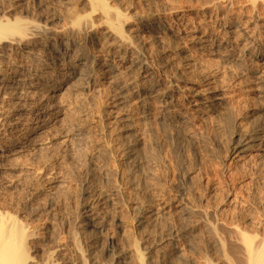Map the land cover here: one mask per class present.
Here are the masks:
<instances>
[{
  "label": "rangeland",
  "instance_id": "rangeland-1",
  "mask_svg": "<svg viewBox=\"0 0 264 264\" xmlns=\"http://www.w3.org/2000/svg\"><path fill=\"white\" fill-rule=\"evenodd\" d=\"M77 1L78 3L74 1L73 5L77 4L75 7L80 5L78 8H83L82 3L79 4L80 1ZM106 1L107 3L109 1V5L111 4L110 6L114 5L115 7L117 5L118 9H123V13L127 15H132L133 13V15H135L134 11H136V15H139L141 11L142 13H145L151 8L152 10L148 12L160 14L163 17L164 22L171 26L173 32L175 31L176 33H181V35L186 34V36H188L184 39H181L177 44V46L179 45L178 48L182 49L184 52L182 57L181 54L179 55L178 53L164 49L165 47L163 45H166L167 42L169 43V40L165 41L163 45H161L162 47L160 46L159 48L158 46L155 47L156 45L152 44L156 51H154V53L151 44V47H149V45L147 47L149 48V55L151 54L152 57L156 55L155 58L158 57L160 59L159 60L157 58L161 65H164L165 70L169 67V69L166 70L167 72L169 70L167 75L170 74L173 76L172 73L175 71L174 75L179 73V75H176L182 77V81L178 82L180 90L178 98L179 102L182 104V106L179 107H182L181 112H183L182 114L185 117V121H169L171 124L168 121L167 123L160 122L161 120L158 117V104L153 106L152 113L149 115V117H145L137 104H135V100H133L131 102V106L129 107L131 109V113L133 114V129L131 131L124 132L125 128L121 123H112L109 124V126V121L103 120L101 117L102 113L104 115H112L111 113L114 111L111 103L113 93L111 92L112 90L110 85H108L109 82L104 81L103 84L105 83V86H103V90L100 92V94L98 93L97 95V93H95V96L92 93L90 94V92H81V94L79 93L80 96L78 95L79 97L76 99L77 101L75 102L74 100L73 104L69 107V110L71 111H67V113L69 112L68 115L70 114L69 117H71V119H77L76 121L79 120L81 125H83L82 127L84 128V133H82L83 137L85 136L84 141H86L85 143L89 146H86V144L84 145V148L82 149L83 151L81 150V154L84 152L82 154L83 156L78 154L80 152L77 153V156L79 157H76L80 163L77 160V163H75L76 161L71 160L65 162V153L63 151L64 149L62 148V145L60 146L61 143H57L58 145H56L55 148H50L49 151L48 149H46V151L43 150L38 156L41 161L35 160L34 166L40 167L41 172H44L45 169L46 171L48 170L51 176L48 174L46 177L41 178L40 175L37 176L28 174L30 175V178L27 173H20L19 175L17 174L18 178L21 176L19 178L21 180L23 175L25 177L28 176L26 177L27 179H24V177V181H22L25 183L23 186L26 187H22L21 183L19 187L21 190L14 189L11 192L8 191L9 195H7V192L5 191V194L0 195L1 205H3V195H5L3 202L5 200L8 201V199L10 200L8 201L9 203L14 202L18 204L20 202V206L18 205L17 207V210L19 207L21 208V210L20 208L18 210L20 211L19 214L16 212V208L14 207V209L12 206H10V204L7 207L10 208V211L13 209L12 211L15 213V217L18 219V221H23L22 223L28 226V230L33 229L32 232H37L35 233V240L28 243L30 244V247L29 245H26L27 249L28 247L29 249L31 248L29 253H31L34 258L41 259L43 255V259L46 257L45 261H50L49 263L51 264V256L53 251L57 248L59 243H63V246L59 244L60 251L55 252L53 255H58L63 261H69V259H72L75 264H79V262L80 264H89V262H91L92 255L94 257L97 252H99L98 254L101 253L100 249H102V242L99 241V243H95L98 247L97 250L95 249L96 251H93L94 253L89 251L91 250V242L98 240V234L88 230L83 231L81 226H78L77 223L71 222L69 215L70 213L72 214V212H75L84 200L82 197H80V185L76 178L79 179L82 177V171L80 169H82V166L87 161V151L89 154L90 151L91 153L95 151L94 153L99 152L98 154L103 156L100 158L104 159L106 164L108 162V166L111 165L110 168L116 167V165L119 163V168L118 166L116 168L119 169L121 174L124 173L122 176L126 177H124L125 191L123 189L125 193H123L122 196L124 198L120 197L119 200L121 202L118 200L120 202V209H116L117 212L111 211L113 221L116 224L114 225L113 222V226H110V228L106 229L107 232L112 233L117 238V244L119 248L124 249L125 247L124 264H140L139 258H141V255L143 257V259H140V262L142 260L141 264H227L226 260H236V253L240 251L238 248L239 246L235 248L239 243L236 237L238 233L236 234V232H238L240 229H243V232H249L247 233L248 235H257V239H259L261 235L262 237L264 236V208L260 207L262 205L264 206V146H262L263 148H257L247 155V157L246 155L241 156L240 154L239 156L237 152L233 151L231 146L233 144L231 141H233L234 132H245L249 130L250 127L255 128L261 124H264V121H261L264 119V95L258 90V84L252 75V71H255L257 68L264 69V61L262 60V56L264 58V0ZM59 2L61 3L62 1ZM35 3V0H0V5L4 7L11 6L9 8H12L14 11L16 9L15 13L13 12V15H15L17 12V14H19L20 12V15L22 14V16H26L27 18H33L37 20L39 17V22L44 18L47 10L44 9L45 12H42L43 9L40 11L36 7ZM57 3L58 0L57 2L54 1V7L58 6L56 11L59 14L64 11V8H66L65 6L67 5L64 2H62L61 5L58 3L61 6L60 7ZM17 9L20 11H17ZM60 9L61 11H59ZM129 9L130 11H128ZM61 21H64V17ZM61 21L60 23L62 24ZM189 30L194 31V35L189 36V33H185ZM140 31L142 30L140 29ZM200 37L204 39L206 38L209 42H205L207 44H202L201 42L197 43L201 39ZM87 42L90 46L89 48L93 52L97 51L98 53L105 54L110 49V46H106L105 48V45L103 46V44H101L102 46L99 45L101 47L98 46L97 48L93 42L91 43L90 40ZM214 45H230V49L233 48L237 55L242 56L243 61L241 67L235 65L233 62H226L222 58L221 55L225 53L224 49H221L222 51L219 49V53L217 54L213 53L211 48ZM92 46L95 48H92ZM99 50L102 51L99 52ZM155 53L159 54V56ZM183 56H188V59L193 60L194 64L192 63V66L187 65L183 60ZM99 74L102 76L104 73L100 70ZM141 82H144V79L141 78ZM190 82L195 84H189ZM207 84H211V86L215 88L214 90L220 92L225 99L223 104L224 112L222 115L217 116V118H215L216 116L214 117L212 111H210V108H206L205 110V107L200 105L198 102L199 100H197V97L192 92L196 88H204V86H207ZM92 97L95 98L90 101ZM97 97L98 99H96ZM81 105L83 107H81ZM68 115H65L64 118L68 119ZM256 120L261 121L258 122V124L260 123L259 125L257 124ZM255 121L256 123H254ZM101 123H103L105 126ZM251 124H253L255 127ZM248 125H250V127ZM117 135H119L121 138H119ZM182 136H185L184 139ZM125 137L127 139L126 142H129L130 139L128 138H131V142L129 143L135 142L134 154L137 156L140 154V157H135L134 155L136 158L135 159L133 157L134 160L132 158L125 159L124 151H122V141L125 139ZM119 139H121L120 142L122 143L119 142ZM107 147H109V149ZM111 147L114 149L112 150ZM138 147L141 148L139 149ZM57 148H62L63 150L59 149L56 151ZM53 149L55 150L53 151ZM109 150L112 151L109 152ZM142 150L143 152H146L143 153ZM52 151L53 153H51ZM56 152H58L60 156ZM145 153L147 154L148 158L146 157ZM154 153L157 155H154ZM143 156L145 159H143ZM25 157L27 158V156H24L23 159ZM113 157H115V161L112 160L114 159ZM26 158L24 161L26 160V162H28ZM84 159H86L85 162ZM146 160H148V162ZM20 161L23 162L22 160ZM45 161L48 162L44 166L43 164H45ZM62 161H64L63 163L65 164L61 163ZM137 161H139V163ZM126 162L130 163L127 164ZM132 162L136 165H132ZM141 163H143L144 166ZM74 164L77 168L73 166ZM40 165H43V167ZM51 165L54 169L51 167ZM130 165H132V167ZM48 166H50V168ZM127 167L131 168L128 169ZM75 168L79 172H76ZM73 169H75V171ZM71 170H73V173ZM132 171L135 172H133L134 175L132 174ZM56 174L61 176L67 175V178L64 176L66 180L69 179L65 184L66 187L65 185H56L52 178L55 177ZM97 174L98 177H95V182L97 181L95 184L97 185L100 182V185H104L101 179V173L97 172ZM127 176H129V178ZM133 176L136 177L134 178ZM130 178L133 179L131 180ZM126 180L129 185L127 182H125ZM31 181H33V184ZM131 181L132 183H130ZM37 184L38 187H35ZM31 187L33 189L36 188V190H42V192L39 194L36 190V193L34 191L32 192ZM12 192L13 194H11ZM33 193L37 195H34ZM39 195H42V197ZM258 195H261V198L258 197ZM11 196L12 199H10ZM45 196L51 198L49 199ZM6 197L10 198L7 199ZM24 200L27 204L24 203ZM53 200L57 201L54 202ZM139 202L145 205V208H147L146 210L148 212L150 210V213L148 214L153 217V220L149 224L137 223V209H135V207H137ZM21 204L24 205L21 206ZM1 205L0 207L2 208ZM25 205L28 207L26 208ZM43 206L45 207L44 210ZM195 207H200L206 211L215 210V218H212L213 221L209 220L210 222L199 219L200 217L197 211L193 212L192 210ZM25 208L29 210V213ZM66 210H68V213ZM151 211H153V213ZM187 211L190 213L189 215L185 214ZM116 214H118V216ZM184 214L186 216H184ZM39 215L40 217H38ZM114 216L116 219H114ZM118 217L122 218L120 226H117ZM26 219L30 223H25ZM31 220L34 221L32 222ZM252 221H254V223ZM68 223H73V225H69ZM70 226H72L74 229L70 228ZM231 227L233 229H231ZM236 227H239L238 230H236ZM77 234L79 235L77 236ZM215 237L218 239L221 238V240H219V244L218 239ZM55 244L57 246H55ZM216 244L220 245L221 247H218ZM223 244H225V247ZM76 245L78 248L80 247V250L82 249L81 251H83L82 253L84 254L83 257H78L76 252H74L75 247L73 246ZM134 245H136L138 249L140 248L139 250L141 252H135L132 248ZM147 245H151L153 250L147 252L145 250V246ZM233 249H235V252L232 251ZM139 252L142 254L139 255ZM238 254H240V252ZM238 254L237 259L240 257ZM61 255H63V257ZM74 257L77 260H75Z\"/></svg>",
  "mask_w": 264,
  "mask_h": 264
},
{
  "label": "bare ground",
  "instance_id": "bare-ground-1",
  "mask_svg": "<svg viewBox=\"0 0 264 264\" xmlns=\"http://www.w3.org/2000/svg\"><path fill=\"white\" fill-rule=\"evenodd\" d=\"M35 1H36L35 3L36 7L40 11L42 9H43L42 12H45L44 9L47 10L43 18L45 20L41 19L44 22L41 20H40L41 22L40 21L38 22L39 17L37 18V20H35L33 18H27L26 16H22V14L20 15V12L19 14H17L18 13L17 12L15 15H13L16 9L14 11L12 8H9L11 6L4 7L0 5V195L5 194L6 192H7L6 194L9 195L8 191L11 192L14 189L21 190L19 188L21 183H22V187H24L23 185H25V183L22 181H24L23 178L25 176L23 175L22 180H21L19 179L21 176L18 178L17 174L19 175L20 173H25V174L27 173V175L28 174H33L37 176L40 175L41 178L46 177V175L48 174L50 175V172H48V170L46 171L45 169L44 172H41L40 167H35L34 166L35 160L36 161L40 160V158L38 157L40 152H42L43 150L46 151V149H48L49 151L50 148H55V146L58 145L57 143L59 144L61 143L60 146L62 145V148L64 149L63 150L62 148H57L56 151H58L59 149H62L64 151L65 154L64 153L63 154L65 156L64 155L63 156L66 158L65 162H68L70 160L78 161L77 157L79 156L77 155L81 154V150L84 148V145L86 144L85 143L86 141H84L85 136L83 137L84 128L82 127L83 125H81L79 120L76 121L77 119L76 120H74V118L71 119V117H69L70 114L68 115L69 112L67 113V111H71L69 110V107L73 104L74 100L75 102L77 101L76 99L80 96L79 93L81 94V92L82 93L90 92V94L92 93L94 95L95 93H97V95L98 93L100 94V92L103 90L102 89L103 86H105V83L103 84L104 81L109 82L108 85H110L111 90H112L111 92L113 93L112 98H111V103H112L114 111L111 113L112 115H104L102 113V117H101L103 120L109 121L108 125L112 123L113 124L121 123L123 124L125 128L124 132L131 131L133 129L134 120H133V114L131 113V109L129 107L131 106L132 104L131 102L133 100H135V104H137V106L140 108V110L142 111L145 117L146 116L149 117V115L152 113L153 106L155 104H158L157 108L159 109L158 117L161 120L160 122L167 123V121L168 122L169 121L170 122H173V121L184 122L185 121V117L182 114L183 112H181L182 107H179V106H182V104L179 102V98H178L180 94L178 82L182 81V77L178 76L179 73H176L178 75L176 74L174 75L175 71L174 73H172L173 76L170 74L167 75L169 70L168 72L166 70L169 69V67L165 70L164 65L162 66L161 63L159 62L160 59L158 57L157 58L159 60L155 58L156 55L153 54L154 55L153 57L151 54L149 55V52H148L149 48L147 47L148 45L149 47H151L153 44V45H156L155 47L158 46L159 48L161 45H163L165 41L169 40V43L167 42L166 45L165 44L163 45L165 47L164 49H168L171 52L178 53L179 55L181 54V57H182V54H184V52L182 49L178 48L179 45L177 46V44L178 42H180L181 39L188 37L186 36V34L181 35V33H176L175 31L173 32L171 26L164 22L163 17L160 14L148 12L152 10L151 8L150 10L148 9V11H146L145 13H142L141 11L139 15H136V11H134L135 15H133L134 13L132 15H127L123 13L124 12L123 9H122L123 11L120 10V8L118 9L117 5L115 7L114 5L110 6L111 4L109 5V1L107 3L106 0H79L80 1L79 4L82 3L83 5V8H81L82 6L80 7L81 9L78 8L80 5H78V7H75L77 6V4L73 5L74 1L78 3L77 0H58V3H60L59 1H62L67 5V6L64 5L66 8L62 7L64 8V11L58 14L56 11L57 10L56 8L58 6L54 7L55 5L54 1L57 2V0H35ZM61 9L59 11H61ZM17 11H20V10L17 9ZM128 11H130V9ZM61 16L64 17L63 22L61 21L63 18ZM60 21L62 22V24L60 23ZM140 29L142 31H140ZM185 33H189V36L194 35V31H191V30ZM89 40L91 41V43L93 42L97 48L99 45L103 44V46L105 45V48L106 46H110V49L108 48L109 51H107L105 54L98 53L97 51L93 52L89 48L90 46L88 45V42H87ZM207 41L208 40L206 38L205 39L201 38L197 43L201 42L202 44H204ZM229 47L230 45L229 46L214 45L212 46L211 50L213 53L217 54L219 53V49L220 51H222L221 49H224L225 53L221 55L222 58L226 62H229V63L233 62L235 63V65H238L241 67V64L243 61L242 56L237 55L234 49L232 48L233 49L232 50ZM92 48H95V47L92 46ZM101 51L102 50H99V52ZM154 51H155V48L153 47V53ZM157 55L159 56V54ZM183 58H184L183 60L185 61L187 65L192 66L194 64L193 60L188 59V56H183ZM262 60L264 61L263 56H262ZM100 70L101 72L104 73L102 74V76L99 74ZM252 73H253L252 75L254 79L256 80L258 84V90L260 91V93H263L264 95V69L257 68L255 71H252ZM141 78L144 79V82H141ZM189 84L194 85L195 83L190 82ZM214 89L215 88L212 87L211 84L210 85L207 84V86H204V88L203 87L200 89L196 88L192 92L197 97V100H199L198 102L200 103V105L205 107L204 108L205 110L206 108L208 109L210 108L211 109L210 111H212V114L214 115V117L216 116L215 118H217V116L222 115L224 112L223 104H224L225 99H224V96L220 92H217ZM94 98L95 97H92L90 101H92ZM96 99H98V97ZM81 107L83 106L81 105ZM65 115L66 116L68 115L70 119L64 118ZM256 121L254 123H256ZM261 121H264V119ZM261 121H257V124L258 122H261ZM253 124L251 125L254 126ZM248 126L250 127V125ZM182 137L184 139L185 136H182ZM119 138L121 137L119 136ZM125 139L122 141L123 143L120 142L121 139H119V142L122 143V146H123L122 151H124L125 159H131V158L133 159L134 155L135 157L137 156L136 154H134L135 142L129 143L131 142L130 141L131 138H128L130 139L129 142H126L127 139L126 140ZM231 143H233L231 146L234 152H237L238 155L240 154L241 156L246 155L247 157V155H249L251 152H253L257 148L259 149L262 146H264V124H261L255 128L250 127V129L245 132H234L233 141H231ZM86 146L88 145L86 144ZM178 146H179V143H178ZM154 147H157V146H154ZM107 148L109 149V147ZM54 150L55 149H53V151ZM112 150H109V152ZM143 150H146V149H143ZM53 151L51 153H53ZM94 152L91 153L90 151V154L88 153V151L87 153L85 152L86 154H88L87 155L88 157L86 158L87 161L86 159H84V162L85 161L86 162L85 163L83 162L84 165L82 166V169H80L82 171L81 172L82 177L79 176L80 177L79 179L76 178L80 185V189H79L80 195H81L80 197H82L84 200L83 202L80 200L82 203L80 204V207L75 212H72V214L69 212L71 216L69 214L68 215L71 219V222L77 223L78 226L82 227L83 231L88 230V231L96 232L98 234L97 236L98 240L95 242L93 241L91 242L90 244L91 250L89 251L94 253L93 251H96L98 247L96 246L95 243H99V241L102 242V246H101L102 249H100L101 253L98 254L99 252H97L94 257L91 254L92 259H91V262H89V264L90 263L91 264H122L125 261L124 260L125 247L124 249L119 248L117 244V241H118L117 238L112 233L107 232L106 229L110 228V226H113L114 221L111 215V211L115 212L116 209H120L119 206H120L121 201L119 199L120 197L123 196V193H125L124 192L125 191L124 189V185H125L124 177L125 176H122L124 173L121 174L119 169L116 168L119 165V163L118 165H116V167L110 168L111 165L108 166L107 165L108 162L106 164L104 159L100 158L103 156L99 155L98 154L99 152L98 153H94ZM83 153L84 152H82V154ZM145 155L147 157L146 153ZM154 155H157V154L154 153ZM24 156H27V158L26 157L25 158L28 160V162H26V160L24 161L25 159V158L23 159ZM28 156H29V159H28ZM138 156L140 157V154H138ZM113 158L114 159L112 160L115 161V157ZM143 159H145V157ZM20 160H22L24 163L21 162ZM77 161L75 163H77ZM146 161L148 162V160ZM47 162L45 161V164L43 165L45 166ZM63 162L64 161H62L61 163ZM137 162L139 163V161ZM126 163L129 164L130 162H126ZM134 164L135 163H133L132 165ZM37 165H38V162H37ZM43 165H40V166L43 167ZM132 165L130 166L132 167ZM73 166L76 167L75 164ZM48 167L50 168V166ZM75 169L73 170L75 171ZM73 170H71L72 173H73ZM76 172H79V171H77L76 169ZM97 172L101 173V179L104 185L102 184L100 185V182L98 183L99 185L95 184L97 182V181L95 182V177H98ZM133 172L134 171H132V174ZM61 175L56 174L55 177H52V178H53V181L56 183V185L58 184V185L64 186L67 183V180L69 179L66 180L67 175H64L66 178ZM28 176L30 177V175ZM129 176H130V173H129ZM129 176L127 177L129 178ZM26 177L24 179H27ZM133 177L135 178L136 176H133ZM130 179L132 180L133 178H130ZM32 182L33 181H31V183ZM125 182H127V180ZM130 183H132V181ZM35 187H38V184ZM35 190L36 188L34 189L32 188V192L33 191L35 192ZM36 191L38 194L42 192V190H38V189ZM11 194H13V192ZM34 195H37V194H34ZM3 196H4L3 198H5V195ZM260 196L258 195V197ZM40 197H42V195ZM3 198H2L3 205H1L0 203V205L2 206V208L0 207L1 208L0 209V264H50L49 263L50 261L49 262L45 261V258H46L45 256H44L45 257L44 259H43V255H42V258L40 257L41 259H36L31 255V253H29L31 248L29 249L30 244L28 243L35 240L36 238L35 233L37 232L35 233L34 231L32 232L33 230L32 228H31L32 230L30 229L28 230V226L22 223L23 221L21 220L18 221V219L15 217L14 215L15 213L12 211L13 209H11L10 211V208L7 207L10 204V206H12L13 208L14 207L16 208L14 209L19 214L20 211L18 210L20 207L18 208V210H17V207L20 202L19 203L17 202L18 204L14 202L9 203L8 201L10 200L8 198L10 197L8 198L6 197L8 201L5 200L3 202L4 200ZM10 199H12V196ZM25 200H24V203H25ZM11 201H14V200H11ZM17 201H20V200H17ZM22 205L24 204H21V206ZM25 206L26 208L28 207L27 205ZM262 206L260 207L264 208V206L263 207ZM44 208L45 207L43 206V210ZM135 209H137V214H136L137 223L139 224L148 223L149 224L153 220L152 219L153 217L148 214L150 213V210L148 212L146 210L147 208H145V205L141 204V202H139V204L137 205V207H135ZM26 210L29 213V210L28 209ZM192 210L193 212L197 211L200 217L199 219L201 220H205V221L212 220L213 221L212 218H215V213H216L215 210L213 211L211 209L212 211H209L207 209L208 211H206L205 209H202L200 207H195ZM67 211L68 210H66V212ZM151 212L153 213V211ZM185 214L189 215L190 213L187 211L185 212ZM185 214L184 216H186ZM40 215L38 217H40ZM116 215L118 216V214ZM114 219H116L115 216H114ZM121 219L122 218H119V217L117 218V224H118L117 226L121 225ZM214 220H217V219H214ZM27 222L28 221L26 219L25 223ZM252 222L254 223V221ZM115 224L116 223L114 222V225ZM69 225H73V223ZM70 228H73V227L70 226ZM238 228L236 230H238ZM231 229L233 228L231 227ZM240 230L236 232V234L238 233L237 234L238 236L236 235V237L239 243L235 247L237 248L239 246L238 248L240 249L239 251L240 254H238L239 252L236 253V256H235L236 260L234 259H232L231 261L226 260V263L227 264H264V236L262 237V235L260 234L262 238L260 237L259 239H257L258 238L257 235L251 236L250 234L249 235L247 234L249 232L246 233L242 231L243 229L241 231ZM78 235L79 234H77V236ZM219 240H221V238L218 239V244L220 243ZM59 244H58L59 247L55 244V246H57L56 249L53 247L55 250L53 251L52 256H51L52 258L51 264H75L72 261V259L71 260L69 259V261L68 260L63 261L62 258H59L58 255L57 256H55L56 254L53 255L55 252L60 251ZM218 244L216 245L219 247L220 245ZM26 245H29L28 249ZM223 245L225 247V244ZM134 246L132 248L135 252L140 251L139 250L140 248L138 249L136 245ZM73 247H75V251L74 250L73 251L76 252L78 257L79 256L83 257L84 254L82 253L83 251H81L82 249L80 250L79 249L80 247L78 248L77 245ZM145 250L147 252H150L153 250V248L151 245H147L145 246ZM234 250L235 249H233L232 251ZM140 252H139V255L142 254ZM237 254L240 256L238 259H237ZM61 256L63 257V255ZM75 257L74 259L77 260ZM141 258L143 259L142 255H141ZM141 258H139L140 264L142 262V260L140 262Z\"/></svg>",
  "mask_w": 264,
  "mask_h": 264
}]
</instances>
